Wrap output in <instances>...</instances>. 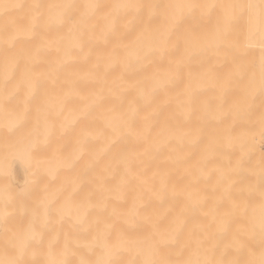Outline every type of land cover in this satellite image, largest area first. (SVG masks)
Instances as JSON below:
<instances>
[{"label": "bare ground", "instance_id": "obj_1", "mask_svg": "<svg viewBox=\"0 0 264 264\" xmlns=\"http://www.w3.org/2000/svg\"><path fill=\"white\" fill-rule=\"evenodd\" d=\"M256 58L264 0H0V264H264Z\"/></svg>", "mask_w": 264, "mask_h": 264}, {"label": "rangeland", "instance_id": "obj_2", "mask_svg": "<svg viewBox=\"0 0 264 264\" xmlns=\"http://www.w3.org/2000/svg\"><path fill=\"white\" fill-rule=\"evenodd\" d=\"M257 57V56H256ZM252 62L251 66L247 68L244 74H240L239 82L232 78L230 75V69L222 66L217 67L215 71L216 86L217 88L224 89L225 93H229V89L236 86V94L241 97L244 102L255 103L258 101L260 110L262 109V103H264V69L258 63L259 60ZM239 88V91L237 90ZM260 101L262 103H260ZM262 104V105H261ZM264 113V112H263ZM257 133L255 134V137ZM260 141V142H259ZM258 147L264 151V138L258 140ZM262 142V143H261ZM260 143V144H259ZM264 154V153H263ZM74 174H72L73 182Z\"/></svg>", "mask_w": 264, "mask_h": 264}]
</instances>
